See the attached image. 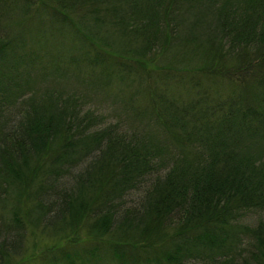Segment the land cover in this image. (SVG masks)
Segmentation results:
<instances>
[{
	"label": "trees",
	"instance_id": "16d2710c",
	"mask_svg": "<svg viewBox=\"0 0 264 264\" xmlns=\"http://www.w3.org/2000/svg\"><path fill=\"white\" fill-rule=\"evenodd\" d=\"M112 61L134 129L57 88ZM81 221L47 264H264V0H0V264Z\"/></svg>",
	"mask_w": 264,
	"mask_h": 264
},
{
	"label": "rangeland",
	"instance_id": "374dc122",
	"mask_svg": "<svg viewBox=\"0 0 264 264\" xmlns=\"http://www.w3.org/2000/svg\"><path fill=\"white\" fill-rule=\"evenodd\" d=\"M46 53H49L48 50ZM36 61L41 63L40 58H37ZM101 63L103 68L110 74L107 63H103V61ZM112 63L118 66L114 61H112ZM91 67L97 68L96 64H92ZM28 69L33 71L31 67ZM86 71L87 72L82 71V73L78 74V71L73 67L72 73L67 71L65 77H62L60 81L57 80L62 84V86L58 84L57 88L64 90V93L71 94L79 102L83 103L84 105H78L79 103L77 105L84 111H89L93 118L97 117L98 122H96L98 123V129L116 125L118 121L121 120H123L121 124L130 122L133 129L139 125H143V122L137 118V115L135 119L132 114L135 112L138 113L135 109L142 108L145 104V99H143L144 103H140L136 100L133 97L131 86L134 84L135 89H142V92L145 90H148V92L150 91L144 86L148 81L140 84L142 79L139 78V73L144 71L132 70L134 72H131L130 70L129 77H127L124 73V67L120 66L115 76L108 77L106 82L102 77L98 76L97 73H89L91 69ZM158 72L159 71L155 69L150 72H145L148 76L149 83H152V78L156 76ZM37 75L38 77L35 78V86L49 88L54 85V81L45 78L47 77V72H39ZM51 78H53V75ZM96 81H101L102 84H98ZM76 235L79 237V240L92 239L84 221H81L75 231L66 230L57 234L51 231L34 233L33 230H29L24 249L20 255L13 257L9 261V264H47V258L45 256L49 254L50 250L69 245V243L76 239V237H74ZM84 243H87V241ZM107 250H109V247H107ZM99 254L101 256L102 252Z\"/></svg>",
	"mask_w": 264,
	"mask_h": 264
}]
</instances>
